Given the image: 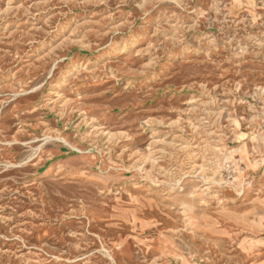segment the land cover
Returning a JSON list of instances; mask_svg holds the SVG:
<instances>
[{"label":"rangeland","instance_id":"374dc122","mask_svg":"<svg viewBox=\"0 0 264 264\" xmlns=\"http://www.w3.org/2000/svg\"><path fill=\"white\" fill-rule=\"evenodd\" d=\"M0 264H264V0H0Z\"/></svg>","mask_w":264,"mask_h":264}]
</instances>
